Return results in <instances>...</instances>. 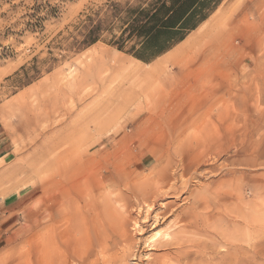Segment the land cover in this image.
Returning a JSON list of instances; mask_svg holds the SVG:
<instances>
[{"label": "rangeland", "instance_id": "obj_1", "mask_svg": "<svg viewBox=\"0 0 264 264\" xmlns=\"http://www.w3.org/2000/svg\"><path fill=\"white\" fill-rule=\"evenodd\" d=\"M109 1L124 0H0V264H41L39 190L47 161L57 172L64 148L74 158L76 151L93 154L94 169L101 166L95 180L117 182L123 191L112 163L106 162L117 152L127 159L120 154L123 148L145 134L167 138V151L151 149V157L163 154L171 166L138 169L126 186L133 189L164 170L170 179L161 189L166 202L186 214L193 213L196 200L206 207L203 257L189 256L185 262L229 264L258 249L253 259L239 262L264 264V0H218L183 41L148 62L128 52L132 43L122 50L110 44L115 30L93 45H80L85 17ZM115 58L125 67L112 81L82 82L87 66L98 60L112 64ZM126 165L130 171L131 164ZM111 190L114 197L118 191ZM127 197L120 203L128 199L131 204ZM130 220L126 231L131 236ZM155 231L163 233L165 227L144 237ZM147 254L152 258L155 252ZM122 264L138 263L128 258Z\"/></svg>", "mask_w": 264, "mask_h": 264}, {"label": "bare ground", "instance_id": "obj_2", "mask_svg": "<svg viewBox=\"0 0 264 264\" xmlns=\"http://www.w3.org/2000/svg\"><path fill=\"white\" fill-rule=\"evenodd\" d=\"M110 62L109 64L105 65V62L103 63V61L98 60L97 64H95V62L94 64L87 66L81 78L82 82L95 80L101 85L112 81L113 78H115V74L121 70L125 62L121 58L113 59L112 64H110ZM140 92L142 93L143 90ZM139 95L140 94H138V96ZM163 110L164 109H162V111ZM45 111L46 107L43 112ZM170 111L171 110L168 112ZM170 113L173 112L171 111ZM158 114L159 113H157V115ZM160 115L162 116V113H160ZM164 117L165 115L163 116V119H166ZM163 121L166 122L165 120ZM168 123L163 124L166 126ZM197 123L198 122H196V124ZM155 131V133H157L161 130L159 129L158 131ZM146 135L149 136V134H145L144 138L139 136L132 142L130 141L131 145L129 147L123 148L124 146H121V148L124 149V152L121 150V148H119L122 151V153H119L122 154L124 158L127 156V159L125 160H122L120 156H118V152L111 154L112 152L110 151L112 157L108 158L109 160L106 163L108 165L112 163V165H110L113 167V170L116 171V173L113 174L116 175L114 178L123 183V191L119 189V184L117 182H113L112 185H107L100 184V181L98 182L95 180V177H97L101 166L97 165L98 167L96 166L94 169L95 156L93 154L81 155L82 152L76 151L77 157L74 158L71 156V150L69 152L68 149L64 148L57 159L61 163V167L59 166L60 168L57 172H55L57 169L52 170L51 165L49 164L51 161L49 163L47 161L46 165H43L44 167L42 168L41 180L42 184L41 190H39L41 191V204L44 212L43 233L40 239L41 264H122L128 258H131L132 261H136L138 264H141L143 263L142 261L146 260L148 262L149 259H151L149 264H167L169 260H172L177 264H187L185 260L188 259L189 256H193L195 258L203 257V242L201 241L200 237L206 233L204 230L205 228H203V221L201 222V215L203 213L202 210L206 209V207L203 208L200 202L196 200L195 206L193 205V213L186 214L184 210L185 208L179 210V207L177 208L174 202H166L165 196L167 194L165 195L161 189H163L165 185H168L167 183L170 179L168 177V173L165 171V175L163 171L170 168L171 160H163L162 153V155L157 158L151 157V153H154L151 149L156 148L160 151H167L165 148L168 140L166 137H162L161 135H150L149 138H146ZM66 146L68 147V145ZM128 155H134L133 157L136 158H128ZM172 157L174 156L172 155ZM196 160H198L197 157ZM126 164H131L132 167L130 171L126 170ZM150 166L156 168L155 170H158L160 167H162L164 170L160 173L154 174L153 176L150 175L151 177L143 180L141 183L139 182L141 180H139L138 182L140 184L135 185L133 189L126 186L124 182H126L135 171L141 168L148 169ZM173 168L175 167H172V169ZM110 169L112 168L110 167ZM105 173H107L106 169ZM148 173L150 174L152 172L149 171ZM172 176L173 175L171 174V177ZM139 177L142 178V175ZM179 178H183V176H180ZM104 180H107V174L101 176V181ZM105 182L107 181H104V183ZM166 188H168V186ZM110 190L113 192L117 190L118 192L114 197H112ZM125 195L132 199L131 204H129L130 201H128V199L120 203L121 199H123L122 197ZM193 196L190 198H193ZM177 197L175 195V198L178 200ZM204 205H206V203ZM247 211L248 210L243 212L248 213L249 211ZM130 216H132L131 220ZM204 218L205 217H203V219ZM242 218L244 217H241V219ZM245 219L248 220V218ZM129 220L132 221L131 236L126 231V226ZM50 222L53 224H49ZM158 227H165V231L163 233L155 231L156 233L154 235L144 237L148 231ZM170 229H176L178 231L177 236L173 237L172 233L169 232ZM209 232L207 231V233ZM78 236L79 238H77ZM212 245H214L213 242ZM212 247L214 249H210V247L209 249L211 250V254L215 256V254H217L216 252L218 251L216 250V252H214L215 247ZM233 249L237 250L235 246ZM255 250H252V253H250L251 250H248V252L245 253L244 249V254H242L243 258L241 257L242 259H238L237 262L235 259L239 255L235 252L234 255L237 254L238 256L234 259L232 258V261L230 260L229 264H239L240 260L245 261V263L250 261V258H254L255 253H259L257 251L258 249L256 251ZM150 251L155 252V255L152 256V258L147 254V252ZM262 253L263 252H261V254ZM214 256L212 257V260L215 258ZM99 258H101V262H99ZM222 261L223 260L220 262L222 263ZM198 263L200 262H197V264ZM213 264H217V262H213Z\"/></svg>", "mask_w": 264, "mask_h": 264}, {"label": "trees", "instance_id": "obj_3", "mask_svg": "<svg viewBox=\"0 0 264 264\" xmlns=\"http://www.w3.org/2000/svg\"><path fill=\"white\" fill-rule=\"evenodd\" d=\"M218 0H124L109 1L87 15L81 27L80 45L97 43L103 33L110 44L148 62L180 43L215 9Z\"/></svg>", "mask_w": 264, "mask_h": 264}]
</instances>
